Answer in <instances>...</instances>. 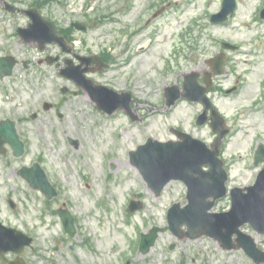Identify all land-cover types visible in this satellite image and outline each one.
<instances>
[{"label":"rangeland","instance_id":"obj_1","mask_svg":"<svg viewBox=\"0 0 264 264\" xmlns=\"http://www.w3.org/2000/svg\"><path fill=\"white\" fill-rule=\"evenodd\" d=\"M35 1L6 0L17 8H26ZM54 1L52 6L44 8L43 15L59 24H65L63 21L66 20L67 24L99 21L92 30L75 32L79 51L86 54L105 51L116 65L102 76L90 74L89 77L116 90L132 93L142 105L137 111L143 121L139 123L140 129L129 124L121 112L114 117L99 113L80 92L62 98L61 86L71 87V84L59 76V70L54 65L40 63L44 54L24 47L17 37L7 39L14 35V28L25 26L28 19L23 15L8 14L0 6V56L9 54L20 62L11 77L0 80V120L9 118L15 122L20 138L27 142L21 158H15L8 145H5V155L0 154V221L34 239L32 248L25 251L26 262L126 264L123 259L126 257L127 264H254L242 250L225 251L216 240L175 237L167 229L165 213L175 203L182 207L187 205L185 187L172 181L161 197L156 198L131 165L128 154L144 144L147 138L161 142L176 140L170 128L191 133L207 144L214 140L209 127L201 132L190 127L193 116L201 112L199 105L191 107L181 102L170 112L164 107L163 91L168 86L178 85L185 73L206 71L205 62L222 51L229 63L225 68L226 75L216 78L215 83L225 90L235 88L238 83L242 85V80L235 82L238 67L239 72L242 70L249 77V83L240 89L241 93L232 92L229 96L219 93L213 98L233 129L225 142L224 153L228 163L234 161L231 162L232 183L247 184L250 181L251 173L243 170L246 160L253 163L250 144H264V99L256 102L257 85L264 82V69L257 71L254 64L257 57V62L264 57V26L254 21L257 8L258 15L261 11V2L237 0V12L231 23L212 25L210 17L219 12L222 0H158L157 8L154 7L157 0ZM127 3L139 10L137 15L123 11ZM164 5L168 6L166 12L158 13L155 19L154 14ZM193 17L199 18L200 25L192 21ZM190 22L193 32L187 40L190 44L193 39L194 49L183 44L178 36ZM254 24L262 34L256 43L250 44L255 32L247 27ZM169 25L174 29L165 35L164 29ZM135 32L138 36L130 39ZM249 32H253L251 36L247 34ZM154 35L157 38L150 49L139 51ZM161 38L166 44L160 45ZM222 43L234 45L236 49L224 51ZM174 47L180 52L178 63L172 59ZM129 54H133V59L126 64L124 60ZM164 59L172 64L169 73L163 70ZM247 94L250 96L246 97ZM42 100L54 103L63 100L62 117L55 112L42 113L33 122H23L33 112L42 111ZM147 106L154 107L153 111L149 112ZM114 137L122 139L124 144L118 150L111 148ZM69 140L77 141V147ZM34 163L40 164L58 192L52 201L32 190L18 174L22 167H31ZM109 163L114 166V169L109 166L112 172L108 170ZM257 167L252 172H256ZM135 197L145 207L129 214L126 212L128 204ZM8 198L16 203V212L9 208ZM60 208L73 215L77 228L75 237L63 231L57 216ZM226 210L227 203L224 202L216 204L212 211ZM42 218L44 223H41ZM153 227L162 231L149 254L142 255L137 247L133 248L137 229L148 234ZM244 233L251 235L264 250V236L253 230Z\"/></svg>","mask_w":264,"mask_h":264},{"label":"water","instance_id":"obj_2","mask_svg":"<svg viewBox=\"0 0 264 264\" xmlns=\"http://www.w3.org/2000/svg\"><path fill=\"white\" fill-rule=\"evenodd\" d=\"M232 7H233V5H232ZM32 17L34 19H39L37 13L33 14ZM32 34L35 35L34 32H32ZM5 65L8 69H11L13 64L11 62H5ZM101 97H102L101 95L96 96L95 100L98 103L99 107L104 108L105 105L103 104ZM2 134L5 135L6 139L11 135L10 133H2L0 130V135H2ZM12 134H13V132H12ZM7 141L15 142L16 138L14 137V135H11L10 138L7 139ZM181 177L189 182L188 187L190 190L189 191L190 206L186 210V214H187L186 221H187V225L190 229L189 234H192L193 230L199 227L203 231V233L208 234L210 236H215V234L212 231V226L214 227V224H212V226L210 223L207 226L206 225L205 226H199V224H204L201 221H202V219H204V217L206 215V210L208 209V205H206L204 198H199V199L195 198V192H196L195 188L198 184V180H194L190 176V174L185 173V172H181ZM29 178H31V177H28V179ZM30 182L32 184V181H30ZM33 186L35 188L41 189L45 194L47 193L49 195V197L54 195L53 191L47 185V183L44 181V179H43V184H35ZM261 218H262V220H264V215H262ZM237 220H239V221H237L234 225H232V230L241 226L242 223L250 221V220H248V218H242V219H237ZM231 221H232V219L224 220L220 225H222V226L227 225ZM234 231H235V233L239 234L238 229H235ZM30 243H31V240L28 239L27 237H25L24 235H22L21 233H18L14 230H11V229H6L0 225V254L7 252L9 250L21 254L24 247L28 246ZM151 244L152 243L148 244L147 247H149ZM142 247L144 249L146 248V250L148 249L147 247H145L144 244ZM247 251L250 255H252L253 257H256L257 251L254 248V246L251 245L250 248L247 249ZM15 264H23V262L20 261L18 263V261H17V262H15Z\"/></svg>","mask_w":264,"mask_h":264},{"label":"flooded vegetation","instance_id":"obj_3","mask_svg":"<svg viewBox=\"0 0 264 264\" xmlns=\"http://www.w3.org/2000/svg\"><path fill=\"white\" fill-rule=\"evenodd\" d=\"M63 36H64V38H65L67 41H69V39H71V38L73 37V34H72V33H70V34L65 33ZM77 56H78V52H76V51H73V52L71 53V55H70L72 61H74L75 63H77ZM52 58L57 59V60L55 61V65H56L57 67H60L61 63H64V62H65V59H64L62 53H61V54L57 53V54H55V57H52ZM60 104H62V101H60L59 103H57L56 105H54L52 111L58 112V110H59V108H60Z\"/></svg>","mask_w":264,"mask_h":264},{"label":"bare ground","instance_id":"obj_4","mask_svg":"<svg viewBox=\"0 0 264 264\" xmlns=\"http://www.w3.org/2000/svg\"><path fill=\"white\" fill-rule=\"evenodd\" d=\"M249 31H254V28H251V27H249ZM250 33H252V32H249V33H247V34H250ZM243 35V31H241V36ZM127 103H124V105H126ZM116 147L117 148H120V147H123V144L122 143H118L117 145H116Z\"/></svg>","mask_w":264,"mask_h":264}]
</instances>
